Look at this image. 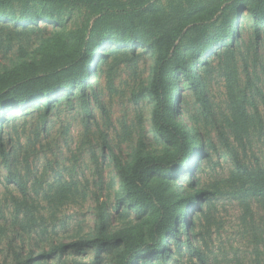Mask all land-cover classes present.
<instances>
[{
    "label": "rangeland",
    "instance_id": "rangeland-1",
    "mask_svg": "<svg viewBox=\"0 0 264 264\" xmlns=\"http://www.w3.org/2000/svg\"><path fill=\"white\" fill-rule=\"evenodd\" d=\"M255 2L0 0V13L34 20L18 21V25L0 22V76L46 70L58 60L66 63L81 55L84 60L94 58L80 63L88 66L84 72L88 113L74 93L68 100L57 97L61 103L45 116L42 109H26L16 120L9 117L0 124L6 150V157L0 153V264H17L18 254L23 258L31 252L37 259L42 253L49 255L36 264H95L92 249H60L96 238L99 212L109 213L102 232L106 237L143 238L153 213L139 218L126 204L112 160L128 166L136 155L169 161L176 154L174 138L158 133L149 120L147 91L156 52L147 43L212 19L230 3L239 7V36L232 48L199 60L197 49L180 45L199 88L190 87L175 64L166 74L165 81L172 87L168 122L188 133L192 150L162 183L174 200L195 201L187 209L190 234L207 221L219 242L232 246L230 251L238 249L225 259L219 256L215 263L250 264V257L243 254L239 223L244 212L240 193L249 185L235 176L221 134L232 130L240 135L246 129L244 134H249L251 147L264 165V29L256 41L246 12ZM115 12L133 13L108 14ZM116 37L136 39L135 55L116 45ZM92 90L98 102L91 97ZM245 92L256 96L257 112L253 110L257 105L244 102ZM199 196L210 202L203 204ZM176 263L177 256L169 254L166 264Z\"/></svg>",
    "mask_w": 264,
    "mask_h": 264
},
{
    "label": "trees",
    "instance_id": "trees-1",
    "mask_svg": "<svg viewBox=\"0 0 264 264\" xmlns=\"http://www.w3.org/2000/svg\"><path fill=\"white\" fill-rule=\"evenodd\" d=\"M238 9L236 4L230 3L220 9L217 16L212 19L193 23L175 36L166 34L147 43L151 44L156 52L147 91L151 97L149 120L152 128L158 133L174 138L177 144L176 154L169 161L136 155L128 166L114 158L112 160L126 204L133 207L139 218L148 212L153 213L147 229L142 234L143 238L132 239L126 234L106 237L102 232L107 228L108 219L105 215L109 213L99 212L97 222L100 232L96 238L78 240L63 246L60 250L64 251L67 247L92 249L95 264L100 263L96 261L104 260L109 264H153L156 261L166 264L169 254L177 256L176 264H218L215 262L219 260V256L225 259L238 252V249L236 252L230 251L232 246L227 247L219 242L216 235L212 234L210 222L206 221L199 231L190 234L187 227V209L195 201L190 198L174 200L171 193L164 190L162 183L163 179L170 178V174L186 162L192 150L188 133L174 123L168 122L172 116L170 110L172 87L169 81H165L166 74L172 70L170 66L175 64L180 70L181 78L190 87L199 88L197 75L191 71V66L181 54L180 45L197 49L198 54L195 59L199 60L232 48L236 37L239 36L236 27ZM246 12L257 41L264 29V0H256ZM130 13L133 12L108 14ZM27 20L34 22L31 16L20 19L14 13L7 15L0 13V22L12 21L18 25V21ZM114 40L116 45L127 47L129 54L135 55V48L138 46L136 39L126 40L116 37ZM140 44L144 45L143 42ZM93 59L92 57L84 60L81 55L66 63L58 60L57 64H50L46 70L40 68L41 71L28 74L19 72L22 74L20 76L19 74L0 76V124L7 122L9 117L16 120L26 109L37 111L42 109L45 116L56 103H61L58 102L57 97L63 96L68 100L74 93L82 99L83 109L88 113L89 96L85 93L84 87L88 82L84 74L88 66L80 63L83 60L90 62ZM31 69L37 70L34 67ZM91 97L98 102L96 91L92 90ZM243 99L244 102L250 100L254 106L257 105L254 95L247 96L245 92ZM40 100L43 103H40ZM253 110L257 112L258 105ZM246 131L245 129L242 134L237 135L235 131L229 130L228 133L221 134V140L224 142L225 152L230 157L235 176L243 180V185H249L243 193H240L242 200L239 202L244 210L239 218L241 235L244 238L243 254L250 257V264H264V165L253 151L249 134H244ZM0 153L2 157H6L1 136ZM14 154L16 155V151ZM204 157L207 158L205 151ZM102 158H105L104 153ZM156 178L160 180L155 181ZM199 200L206 204L209 199L206 196H199ZM254 206L257 207L255 212L252 211ZM247 248L250 250L248 251ZM102 255L105 259L101 258ZM39 256L40 258L37 259V255L31 252L22 258L18 254L16 261L17 264H36L49 255L42 253Z\"/></svg>",
    "mask_w": 264,
    "mask_h": 264
}]
</instances>
